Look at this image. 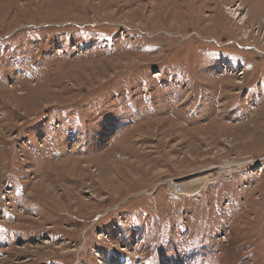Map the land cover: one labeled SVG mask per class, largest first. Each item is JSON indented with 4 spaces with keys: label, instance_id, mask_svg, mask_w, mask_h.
I'll return each mask as SVG.
<instances>
[{
    "label": "rangeland",
    "instance_id": "rangeland-1",
    "mask_svg": "<svg viewBox=\"0 0 264 264\" xmlns=\"http://www.w3.org/2000/svg\"><path fill=\"white\" fill-rule=\"evenodd\" d=\"M0 264H264V0H0Z\"/></svg>",
    "mask_w": 264,
    "mask_h": 264
},
{
    "label": "bare ground",
    "instance_id": "bare-ground-1",
    "mask_svg": "<svg viewBox=\"0 0 264 264\" xmlns=\"http://www.w3.org/2000/svg\"><path fill=\"white\" fill-rule=\"evenodd\" d=\"M204 180V179H203ZM177 190V189H176ZM206 191V186L204 185H199L198 187H196V189H194V193L193 196H198L203 194Z\"/></svg>",
    "mask_w": 264,
    "mask_h": 264
}]
</instances>
